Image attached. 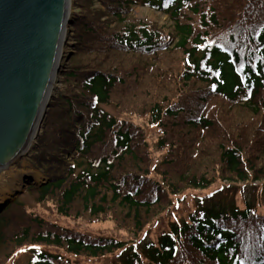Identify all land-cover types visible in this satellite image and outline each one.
Returning a JSON list of instances; mask_svg holds the SVG:
<instances>
[{
	"label": "trees",
	"instance_id": "16d2710c",
	"mask_svg": "<svg viewBox=\"0 0 264 264\" xmlns=\"http://www.w3.org/2000/svg\"><path fill=\"white\" fill-rule=\"evenodd\" d=\"M74 4V64H67L62 73L68 94L54 99L58 105L48 109L29 154H35L39 164L57 163L66 172L35 186L38 202L53 200L59 214L89 223L115 216L121 227L140 234L173 203L171 196L188 188L210 187L216 178L264 179V0ZM137 4L166 13L170 27L137 18ZM175 50L183 54L180 68L162 61L158 76L155 66ZM168 76L176 77L171 89L165 88ZM157 77L163 79L161 89ZM152 82L162 101H151L143 112L141 104L147 102L142 98L154 96ZM115 100L125 112L146 114L160 126L158 144L166 150L161 179L138 165L139 146L147 145L143 129L101 107ZM237 106L242 119L235 122L230 113ZM213 129L219 130L220 139L208 150L218 157L208 155L201 169L194 166L192 173L168 172L186 158L197 162L193 156L202 144L200 135ZM10 206L0 213V243L11 232L17 245L0 264L9 263L25 246L36 245L98 259L120 251L119 264H144L137 249H128L115 237L65 229L22 210L8 214ZM142 251L145 264H264V215L249 204L244 209L235 204L230 209L201 206ZM31 264L76 263L62 253L40 250Z\"/></svg>",
	"mask_w": 264,
	"mask_h": 264
},
{
	"label": "rangeland",
	"instance_id": "374dc122",
	"mask_svg": "<svg viewBox=\"0 0 264 264\" xmlns=\"http://www.w3.org/2000/svg\"><path fill=\"white\" fill-rule=\"evenodd\" d=\"M75 0H71L72 9L75 6ZM72 12V11H71ZM134 15L142 20H149L155 22L157 24H161L165 27H169L170 23L168 20V16L160 11H154L149 7H142L140 5H136L133 7ZM74 15L72 14V18ZM68 29L67 38L62 46L63 55L61 57V65L60 72L57 74L55 83L53 85V97L50 102V107L55 108L57 106V100L54 99L59 97H66L68 93L66 89L67 83L62 79V73L65 69L66 65L74 64L73 61L70 62L71 53L73 51V45L76 43L74 38L72 37L73 26ZM183 54L179 50H175L171 55H164L160 62L155 66V73L159 76L161 73L160 63L163 61L164 66L171 68L174 66L179 67V63ZM160 67L158 70L157 68ZM162 77H157V81L155 82L159 89H161ZM176 81V77L173 76L171 79L170 76L165 80L166 89H171ZM150 82V81H149ZM182 83V82H181ZM153 85V95L152 99L149 100L147 98H142L147 104H141L142 111L145 112L146 109L149 108L151 101H162V96L157 97L154 89V82L150 83ZM149 85V86H150ZM193 87V85H192ZM203 88V87H202ZM194 87L191 89L193 90ZM158 95H162L159 94ZM61 97V98H62ZM178 96H173L172 100H176ZM60 100V99H59ZM54 101V103H52ZM116 101V100H115ZM118 104V105H117ZM147 106V107H146ZM101 107L106 112L111 113L117 119H123L128 121L129 123H133L136 126L143 129L146 134L147 145H140L139 148L141 150L138 155L141 157V161L138 164L147 170H150L151 177H155L156 179H161L162 168L160 164L164 161L166 157V150L161 151L159 148V140L162 137V133L160 131V126L155 125L150 121L149 116L146 114H132L125 112L121 108H119V102L116 101L111 104H102ZM235 111V112H234ZM48 112V111H47ZM140 112V111H138ZM236 118L240 120L242 109L237 106L233 108V111L230 113ZM229 115V114H228ZM217 118H220L217 116ZM242 119V118H241ZM220 124L219 126H221ZM42 127V126H41ZM42 131V130H41ZM201 146L196 150V154L193 156L197 162L194 160H188V158L184 159L180 163L173 165V167L168 169V172H187L191 170V173L194 169L196 171L201 169L202 163H206L208 161V155L211 158L218 157L214 152L209 151L208 149L217 144L219 142V130H211L207 133H204V136H201ZM38 140V138L34 139L31 143L30 150L27 151L26 154H23L16 162L10 164V166L4 171H2V175L0 176V190L1 195L4 197H0L3 199L0 202V205L4 206L1 208L0 213L7 206L11 205L7 212L8 214L19 210L29 214V215H39L45 221H49L54 225H59L62 228L70 229L73 231H81L86 235H92L95 237H108V238H117L122 242H125L127 248L137 249L141 255L143 256L144 264L147 263V259L145 255H143L142 249L147 241H157V238L169 228L170 223L183 221V219L188 218L190 213L196 209H199L201 206H211L215 205L216 207H224L226 209H230L233 204L237 205L244 209L247 204L252 206L254 209L260 213H264V179L262 180H252L249 179L247 181H238L235 179L224 178H216L213 180V183L210 184V187H199V188H188L187 191L180 192L177 196L171 198L174 203L171 205H167V207L161 211L158 216L152 222L145 226L144 231H141L140 234L135 233V230L132 231L127 226L121 227L115 218V216H108V218H102L101 221H93L87 222L82 217L72 216H63L57 212L56 203L53 200H46L45 202H38L36 199L35 186L41 185L44 180H47L50 175L58 173L62 175L65 167L54 164H39L34 160L35 154L29 156V154L33 150L34 142ZM210 146V147H209ZM201 148V149H200ZM148 151V156L144 153ZM37 153V152H36ZM38 154V153H37ZM69 156V155H68ZM68 156H65L64 160H68L69 163H73V160ZM180 159H183L180 156ZM130 161L131 158H128ZM68 166V165H67ZM195 166L194 169H192ZM57 171H55V170ZM81 167L78 166L77 171H81ZM161 169V170H160ZM4 174V175H3ZM219 175V174H218ZM177 177V176H176ZM175 177V178H176ZM170 196L167 195V201L170 200ZM54 196H51L49 199H53ZM15 229V228H14ZM5 242L0 243V263L4 262V258L13 251L15 242H12V233H8L5 238ZM40 250H48L55 253H62L66 258L72 259V261L76 264H119V253L120 251L114 252L109 257L102 259L98 258H87V257H74L71 255L65 254L63 251H57L55 248L36 245V246H25L22 250L17 252L14 257L7 264H31V258L36 254L37 251Z\"/></svg>",
	"mask_w": 264,
	"mask_h": 264
},
{
	"label": "water",
	"instance_id": "95a60500",
	"mask_svg": "<svg viewBox=\"0 0 264 264\" xmlns=\"http://www.w3.org/2000/svg\"><path fill=\"white\" fill-rule=\"evenodd\" d=\"M70 0H0V167L30 150L59 74Z\"/></svg>",
	"mask_w": 264,
	"mask_h": 264
},
{
	"label": "bare ground",
	"instance_id": "6f19581e",
	"mask_svg": "<svg viewBox=\"0 0 264 264\" xmlns=\"http://www.w3.org/2000/svg\"><path fill=\"white\" fill-rule=\"evenodd\" d=\"M70 1H71V0H70ZM147 7H148V6H147ZM149 8H150V7H149ZM151 9H152V8H151ZM71 10H72V5H71ZM153 10H154V9H153ZM154 11H156V10H154ZM162 13H163V12H162ZM164 14H166V13H164ZM166 15H167V14H166ZM167 16H168V15H167ZM170 25H171V23H170ZM170 25H169V27H170ZM250 39H251V38H250ZM251 40H252V39H251ZM252 41H253V40H252ZM252 49H253V50H256V49H257L256 45H253V46H252ZM62 51H63V50H62ZM56 77H57V76H56ZM56 77H55L54 80H53V85H54V83H55ZM217 84H218V81H216V85H217ZM216 85L212 86V83L210 84V86H212V87H215ZM217 100H218V99H217ZM217 100H216L215 102H217ZM40 131H41V130H40ZM39 133H40V132H39ZM39 133H38L35 137H33V134H32L31 137L34 138V139H36V138L38 137ZM8 167H9V166H7V167H0V176L2 175V171H3V170L5 171ZM3 175H4V174H3ZM1 191H2V190H0V197H4V196L1 195ZM178 194H179V193H178ZM178 194H177V195H178ZM177 195H175V196H177ZM175 196H173V197H175ZM4 198H5V197H4ZM4 198H3V199H4ZM3 199H0V202H1ZM173 203H174V201H173ZM173 203H172V204H173ZM261 214L264 215V213H261ZM188 217H189V216H188ZM184 220H188V218L183 219V221H184ZM178 222H182V221H178ZM178 222H172V223H170L169 228H170L171 224H173V223H178ZM169 228L167 229V231L169 230ZM167 231L164 232V233H167ZM164 233H162V234H164ZM162 234H161V235H162ZM161 235H160V236H161ZM160 236H159V237H160ZM159 237H158V238H159ZM158 238H157V239H158ZM150 242H157V241H147L146 243H150ZM145 246H146V244H145L143 247H145ZM142 252H143V251H142Z\"/></svg>",
	"mask_w": 264,
	"mask_h": 264
}]
</instances>
